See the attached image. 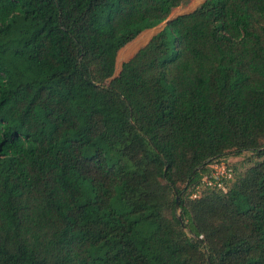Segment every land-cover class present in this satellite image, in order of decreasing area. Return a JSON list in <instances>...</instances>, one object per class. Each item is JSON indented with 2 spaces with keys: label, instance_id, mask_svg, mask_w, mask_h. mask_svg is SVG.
Returning <instances> with one entry per match:
<instances>
[{
  "label": "trees",
  "instance_id": "trees-1",
  "mask_svg": "<svg viewBox=\"0 0 264 264\" xmlns=\"http://www.w3.org/2000/svg\"><path fill=\"white\" fill-rule=\"evenodd\" d=\"M189 1L0 0V264H264V0Z\"/></svg>",
  "mask_w": 264,
  "mask_h": 264
},
{
  "label": "rangeland",
  "instance_id": "rangeland-1",
  "mask_svg": "<svg viewBox=\"0 0 264 264\" xmlns=\"http://www.w3.org/2000/svg\"><path fill=\"white\" fill-rule=\"evenodd\" d=\"M205 1L206 0H190L189 2L177 7L173 11L171 18L178 15V14H182L185 12L195 10L201 4H203ZM165 24H166V21L164 23L160 24L159 26H157L156 28L146 30L137 39H135L133 42H131L130 44L125 46L123 49H121V51L119 52V55H118V59H117V68H116L115 75L119 74V72L121 70V63L126 61L128 58H130V56L133 53V50H135L136 48H138V47L144 45L146 42H148L150 40V38L156 32H158L160 29H162L164 27ZM173 40H174V36L172 35L171 36L172 43H173ZM251 154L252 153L246 152L240 156H230L227 159H225L224 161L234 168L235 173L240 172V171H244L250 165V162L248 161V159L251 157ZM215 164H216V162L213 163L211 165V167ZM206 188L207 187L205 185L200 184L196 188V194L200 195L203 192V190H205ZM226 189H227V186H226Z\"/></svg>",
  "mask_w": 264,
  "mask_h": 264
},
{
  "label": "built area",
  "instance_id": "built-area-1",
  "mask_svg": "<svg viewBox=\"0 0 264 264\" xmlns=\"http://www.w3.org/2000/svg\"><path fill=\"white\" fill-rule=\"evenodd\" d=\"M234 170L226 162L216 163L209 173L204 175L201 184L226 190L227 183L233 178Z\"/></svg>",
  "mask_w": 264,
  "mask_h": 264
},
{
  "label": "crops",
  "instance_id": "crops-1",
  "mask_svg": "<svg viewBox=\"0 0 264 264\" xmlns=\"http://www.w3.org/2000/svg\"><path fill=\"white\" fill-rule=\"evenodd\" d=\"M156 33H157V32H156ZM150 39H151V38H150ZM132 42H133V41H132ZM146 43H147V42H146ZM146 43H145V44H146ZM129 44H130V43H129ZM142 46H143V45H142ZM140 47H141V46H140ZM140 47H138V48H136L135 50H133V53H132V55L130 56V58L133 56V54H134V53H135ZM122 49H123V48H122ZM120 51H121V50H120ZM118 55H119V54H118ZM117 59H118V57H117ZM128 59H129V58H128ZM128 59H127V60H128ZM127 60H126V61H127ZM124 62H125V61H124ZM124 62L121 63V67H122V64H123ZM116 68H117V67H116Z\"/></svg>",
  "mask_w": 264,
  "mask_h": 264
},
{
  "label": "water",
  "instance_id": "water-1",
  "mask_svg": "<svg viewBox=\"0 0 264 264\" xmlns=\"http://www.w3.org/2000/svg\"><path fill=\"white\" fill-rule=\"evenodd\" d=\"M170 20H171V19H168V20L166 21V23H168Z\"/></svg>",
  "mask_w": 264,
  "mask_h": 264
}]
</instances>
